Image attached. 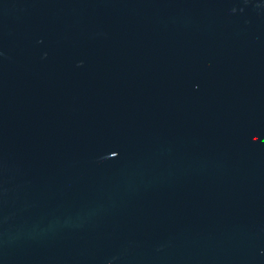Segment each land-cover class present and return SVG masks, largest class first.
<instances>
[{"label": "water", "instance_id": "95a60500", "mask_svg": "<svg viewBox=\"0 0 264 264\" xmlns=\"http://www.w3.org/2000/svg\"><path fill=\"white\" fill-rule=\"evenodd\" d=\"M0 264H264V0H0Z\"/></svg>", "mask_w": 264, "mask_h": 264}]
</instances>
